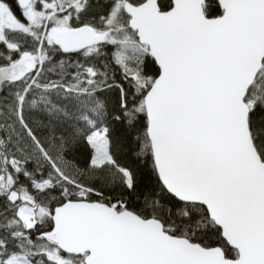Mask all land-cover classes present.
<instances>
[{
    "label": "snow or ice",
    "instance_id": "1",
    "mask_svg": "<svg viewBox=\"0 0 264 264\" xmlns=\"http://www.w3.org/2000/svg\"><path fill=\"white\" fill-rule=\"evenodd\" d=\"M0 264H264V0H0Z\"/></svg>",
    "mask_w": 264,
    "mask_h": 264
}]
</instances>
